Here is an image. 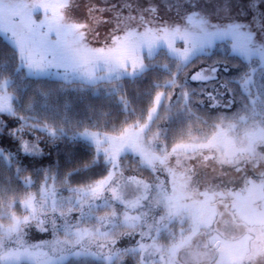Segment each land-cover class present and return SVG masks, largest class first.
<instances>
[{"label":"rangeland","instance_id":"1","mask_svg":"<svg viewBox=\"0 0 264 264\" xmlns=\"http://www.w3.org/2000/svg\"><path fill=\"white\" fill-rule=\"evenodd\" d=\"M0 35L15 48L23 74L63 81L131 76L160 49L184 63L186 50L193 56L216 42L246 62L241 86L264 71V0H0ZM11 79L0 81V113H14ZM253 88L244 113L219 114L199 140L165 147L148 131L161 92L143 124L73 134L93 145L108 172L83 185H61L45 172L19 198L18 211L12 202L1 205L0 264H60L68 257L264 264V96ZM25 143L38 151L24 137L22 150ZM126 152L150 178L121 171Z\"/></svg>","mask_w":264,"mask_h":264},{"label":"trees","instance_id":"2","mask_svg":"<svg viewBox=\"0 0 264 264\" xmlns=\"http://www.w3.org/2000/svg\"><path fill=\"white\" fill-rule=\"evenodd\" d=\"M223 50L216 42L209 50L181 63L160 49L146 56L145 68L134 75L83 83L23 74L17 68L15 48L0 35V81L12 78L7 89L13 94L14 108L12 114L0 113V206L12 202L18 211L19 198L36 187L45 172L61 185H83L103 177L108 163L91 143L73 134L83 128L118 132L127 125L143 124L159 92L163 98L148 122V131L155 130L165 147L201 139V131L215 125L221 113H244L253 86L264 96V71L258 68L252 75V84L241 86L239 81L247 72V64ZM204 68L219 69L217 78L193 81L192 75ZM22 122V133L16 136L13 130L16 132ZM41 125L46 128L39 129ZM23 137L34 142L38 151L25 153L21 149ZM119 165L124 174L141 178L152 175L128 152L119 157ZM26 176L33 180L29 186L23 182ZM60 264L123 263L68 257Z\"/></svg>","mask_w":264,"mask_h":264},{"label":"snow or ice","instance_id":"3","mask_svg":"<svg viewBox=\"0 0 264 264\" xmlns=\"http://www.w3.org/2000/svg\"><path fill=\"white\" fill-rule=\"evenodd\" d=\"M152 10V9H150ZM208 43H211V39L208 40ZM168 46L171 47L172 44H171V41L168 42ZM191 59V53L190 51H187L186 50V53L183 57V62L184 63H187L189 60ZM209 71V69L205 68V69H202L201 71L195 73L192 75L191 79L193 81H207V80H211V79H216V75L215 73L219 71V69H212L211 72H212V75H206L205 73H207ZM23 151L25 153H29L31 154V149H29L27 143H25L23 145ZM17 171H19V169H17Z\"/></svg>","mask_w":264,"mask_h":264}]
</instances>
